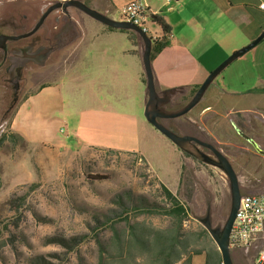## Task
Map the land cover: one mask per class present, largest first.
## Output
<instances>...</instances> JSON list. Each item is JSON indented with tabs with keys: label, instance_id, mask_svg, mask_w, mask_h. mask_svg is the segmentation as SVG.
<instances>
[{
	"label": "rangeland",
	"instance_id": "374dc122",
	"mask_svg": "<svg viewBox=\"0 0 264 264\" xmlns=\"http://www.w3.org/2000/svg\"><path fill=\"white\" fill-rule=\"evenodd\" d=\"M55 1L61 0L45 2ZM109 17L120 20L116 13ZM146 27L149 33L160 34L156 23L146 21ZM119 32L108 36L97 32L92 39L107 38L113 41L114 48L130 49L123 34L130 31ZM107 55L115 61L110 53ZM84 58L81 68L89 69L88 76L82 78L78 73L49 79L23 96L25 99L16 115L17 134L10 130L15 108L4 123L6 137L0 143V264H31V258L38 256L48 264H96L93 233L97 232L103 240L108 237V224L103 222L122 213L119 202L129 205L141 197L161 204L159 182L170 187L188 208L191 228L201 226L192 214L205 212L199 184L211 195L213 223L222 224L227 217L230 197L225 176L175 147L146 122L145 100L139 92L128 94L116 89V83L106 76L99 80L94 72L99 61L88 55ZM141 62L139 67L145 80ZM111 63L104 61L107 66ZM240 64L231 63L214 83L223 88L228 82H236ZM101 87L103 91L99 90ZM184 118L178 119L180 125H184ZM183 130L213 143L225 156L230 155L226 157L237 171L246 161L258 166L257 169L262 167L261 159L240 138L216 143L198 129ZM10 134L22 139L17 137L13 143ZM247 150L253 154L247 155ZM241 182L246 183V179L242 178ZM132 215L129 212L131 222L145 221L156 226L165 223L161 216ZM88 227L93 230L92 235L71 253L45 243L52 236L89 234ZM254 253L249 251L248 262Z\"/></svg>",
	"mask_w": 264,
	"mask_h": 264
},
{
	"label": "crops",
	"instance_id": "0c3cea01",
	"mask_svg": "<svg viewBox=\"0 0 264 264\" xmlns=\"http://www.w3.org/2000/svg\"><path fill=\"white\" fill-rule=\"evenodd\" d=\"M6 1L8 0H0V32H10L1 26L7 16ZM14 1L30 2L35 8L36 19L48 5L46 0ZM88 2L90 8L107 17L113 13L119 15V10L129 3L141 2L150 16H158L167 24L170 31L166 46L151 59V69L157 91H177L171 98V108L175 110L181 108L182 102L191 96L192 91L196 90L221 62L264 31V10L259 7L260 4H264V0H174V3L171 0H88ZM68 12L70 20L67 23L60 21L55 25L54 19L59 17V12L48 17L38 33L42 43L30 51L18 53L9 59L5 57L0 46V122L10 119L7 113L9 92L7 78L17 65L21 67V73H24L21 78L28 80L23 92L27 95L49 79L64 75L74 76L78 73L82 78L88 76L89 69L86 71L81 68L84 66L82 61L85 55H88L99 61V66L94 70L99 80L104 76L111 78L116 83V89L127 91L128 94L139 92L140 98L146 100L145 91L143 92L145 80L139 67L143 50L139 38L136 36L131 39L130 34L122 32L131 47L127 50H120L118 46L114 48L110 39L96 41L92 36H97V32L99 35L108 36L120 30L110 29L82 12L73 10ZM157 28L161 36V29ZM105 29L108 32H105ZM50 33L56 36V40L49 43L43 41ZM50 43H56L57 48L53 49ZM93 46L95 49L91 50ZM98 46L105 49H98ZM5 47L11 49L13 44L6 43ZM108 53L115 61L107 55ZM104 61L112 63L107 66L104 65ZM235 61L241 63L237 81L228 82L223 88L213 81L197 106L185 115L184 125L176 123V126L181 130L198 129L216 143L232 142L235 138L248 143L239 135L240 132L255 141L259 149L264 151V39ZM78 67L81 70H78ZM99 90L103 91V88ZM24 99L21 98L17 103L10 123V130L16 134L18 133L15 129L16 115ZM85 144L98 147L93 143ZM249 146L261 159L262 167L257 169L258 166L254 167L255 164L246 161L239 167V171L236 167L233 168L239 174L242 192L264 194V155L259 154L250 144ZM250 153L253 154L247 150V155ZM226 156L230 158V155ZM249 158L248 156L247 159ZM242 178L246 179L247 184L241 182ZM168 189L174 194L170 187ZM231 253L234 264H251L242 253L238 251ZM192 264H204L203 255L192 257Z\"/></svg>",
	"mask_w": 264,
	"mask_h": 264
},
{
	"label": "trees",
	"instance_id": "16d2710c",
	"mask_svg": "<svg viewBox=\"0 0 264 264\" xmlns=\"http://www.w3.org/2000/svg\"><path fill=\"white\" fill-rule=\"evenodd\" d=\"M81 1L88 6V0ZM150 18L152 23L160 27L162 33L161 38L152 45L150 56L152 59L166 46V36L170 30L162 18L158 16ZM130 36L131 39L136 38L132 32ZM196 90L192 91L191 97ZM5 137L0 139V143ZM17 137L16 134H10L9 140L15 143ZM159 192L163 200L161 204L148 202L141 197L137 203L131 202L129 205L119 202L122 213L104 219L103 223L108 224L109 230L105 240L97 232L92 235L93 230L88 227L89 234L82 233L71 237L52 236L46 238L45 243L56 245L71 253L92 235L97 246L96 264H192V257L199 255H203L204 264H221L218 250L208 233L199 225L196 228L188 225L191 221L188 208L161 182ZM13 203L11 200V204ZM13 207L17 208V205ZM129 212L133 214L132 217L161 216L165 223L156 226L145 221L131 222ZM97 223L101 224L99 220ZM118 223H123V226L118 227ZM30 263L48 264L41 256L31 258Z\"/></svg>",
	"mask_w": 264,
	"mask_h": 264
},
{
	"label": "water",
	"instance_id": "95a60500",
	"mask_svg": "<svg viewBox=\"0 0 264 264\" xmlns=\"http://www.w3.org/2000/svg\"><path fill=\"white\" fill-rule=\"evenodd\" d=\"M67 8H75L110 29L130 31L134 33L142 42L143 50L141 60L145 76L146 95L143 116L148 124H150L166 139H168L181 152L192 157L205 166L217 169L225 176L230 197L229 210L225 221L222 224L213 223L211 195L208 190L200 185L195 179L194 181L199 184L204 195L205 212L204 214L198 216L193 215L192 212L191 214L192 218L201 225V227L208 233L209 237L215 244L221 258V264H234L232 253L229 248V234L235 219L236 211L239 207L240 199L242 197L237 173L235 172L229 159L213 144L183 132L175 133L166 127L161 121H171L187 115L195 106H197L210 84L226 67L253 49L264 39V31L248 45L229 55L214 70H212L185 105L175 111L166 112L163 111L161 107L169 104L171 98L176 94L177 91L165 90L159 92L156 90L150 58L153 44L150 38L140 28L133 24L119 20H113L107 17L105 14L90 8L80 0H61L54 2L46 10V12L40 17L34 30H32L29 34L17 38L27 37L34 31H37L42 26L48 14L52 11L57 9L66 11ZM239 135L243 137L259 154L264 155V151L259 149L258 144L255 141L240 132ZM199 148L207 150L208 153L202 152Z\"/></svg>",
	"mask_w": 264,
	"mask_h": 264
},
{
	"label": "flooded vegetation",
	"instance_id": "af4514ba",
	"mask_svg": "<svg viewBox=\"0 0 264 264\" xmlns=\"http://www.w3.org/2000/svg\"><path fill=\"white\" fill-rule=\"evenodd\" d=\"M81 1V0H80ZM5 4L7 10V16L2 23L3 29H7L10 32H0V46L4 50L5 57L13 58L18 53H26L25 51H30L34 46H38L37 44L42 43V38L38 36L39 31L44 27L45 22L47 21L48 17L52 14L59 12V17L54 19L55 25L59 24L60 21L69 22V12L70 10L80 12L75 8H67L66 11L62 9H57L52 11L48 14L45 18L42 26L37 30L34 31L31 35L24 37V38H17L26 34H29L32 30H34L36 24L38 23L40 17L46 12V10L54 3L49 2L48 5L42 10L41 14L36 19L35 8L31 5L30 2H21V1H6ZM56 2V1H55ZM56 27V26H55ZM54 27V28H55ZM48 32V30H47ZM56 32V31H54ZM5 37V38H4ZM56 36L53 34L46 35L43 38V41L49 43V41H55ZM11 43L13 47L6 48L5 44ZM53 49L57 48V44L50 43ZM22 45V47H19ZM24 73H21V67L17 65L13 71H11L8 75L7 82H8V95H7V113L11 112L12 109L15 108L17 103L21 98H23L24 94V87L25 83L28 81L26 78H21ZM172 102L170 101L169 104L161 107L163 111L170 112L175 111V109L171 108ZM181 119V118H179ZM7 121V119L2 120V122ZM166 127L170 130L174 131L175 133L183 132L180 128L176 126V123L180 124L178 119L175 120H162L161 121ZM184 133V132H183ZM190 135V134H188ZM195 136V135H192ZM197 137V136H195ZM198 138V137H197ZM200 139V138H199ZM207 141V140H203ZM208 142V141H207ZM211 143V142H210ZM213 144V143H211ZM214 145V144H213ZM217 149H219L216 145H214ZM202 152L208 153L207 150L199 148ZM252 264V260L250 262Z\"/></svg>",
	"mask_w": 264,
	"mask_h": 264
},
{
	"label": "built area",
	"instance_id": "2783aa9c",
	"mask_svg": "<svg viewBox=\"0 0 264 264\" xmlns=\"http://www.w3.org/2000/svg\"><path fill=\"white\" fill-rule=\"evenodd\" d=\"M259 7L264 10V4H260ZM119 15V21L140 28L150 38L152 44L161 38L148 32L146 21H151V18L141 2L125 5L119 10ZM4 123L0 122V139L5 131ZM229 248L231 252L238 251L244 256L254 250L252 264H264V194L242 193L229 234Z\"/></svg>",
	"mask_w": 264,
	"mask_h": 264
}]
</instances>
